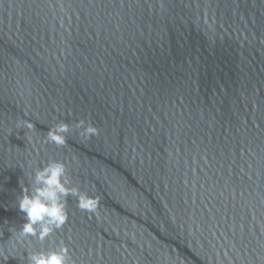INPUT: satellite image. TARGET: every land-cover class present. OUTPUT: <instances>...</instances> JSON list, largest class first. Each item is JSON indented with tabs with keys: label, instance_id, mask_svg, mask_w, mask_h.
I'll list each match as a JSON object with an SVG mask.
<instances>
[{
	"label": "water",
	"instance_id": "water-1",
	"mask_svg": "<svg viewBox=\"0 0 264 264\" xmlns=\"http://www.w3.org/2000/svg\"><path fill=\"white\" fill-rule=\"evenodd\" d=\"M80 120L100 134L83 140ZM60 122L67 143H46ZM49 161L99 200L87 212L69 197L66 224L29 237L34 251L264 264V0H0V244Z\"/></svg>",
	"mask_w": 264,
	"mask_h": 264
},
{
	"label": "clouds",
	"instance_id": "clouds-1",
	"mask_svg": "<svg viewBox=\"0 0 264 264\" xmlns=\"http://www.w3.org/2000/svg\"><path fill=\"white\" fill-rule=\"evenodd\" d=\"M15 127L18 130L27 129L24 138L28 143L32 142L34 123L27 119H18ZM74 127L77 130L83 129L78 134L85 141L100 134V130L91 123L85 126L84 120H80ZM71 131L72 126L60 122L49 129L46 143L57 147L64 146L67 143V134ZM72 185L66 161H49L42 168H36L28 177L27 186L21 185L22 194L16 200L18 211L24 214L26 222L18 231L9 229L11 239L6 244H0V256L5 259L9 256L18 257L21 264H76L63 241H60L55 249L34 251L28 240L31 237L43 243L55 231L63 228L68 220L66 206L69 197L76 199L77 207L82 211L95 212L99 198L90 196L87 191H81L78 184ZM25 244L28 245L26 248ZM9 245L12 247V253L5 256ZM24 253H27L26 257Z\"/></svg>",
	"mask_w": 264,
	"mask_h": 264
}]
</instances>
